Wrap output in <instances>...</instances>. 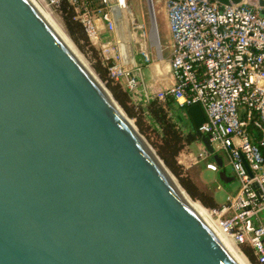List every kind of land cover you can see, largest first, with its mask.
<instances>
[{
    "label": "water",
    "instance_id": "water-1",
    "mask_svg": "<svg viewBox=\"0 0 264 264\" xmlns=\"http://www.w3.org/2000/svg\"><path fill=\"white\" fill-rule=\"evenodd\" d=\"M88 65L37 0H0V264H238Z\"/></svg>",
    "mask_w": 264,
    "mask_h": 264
},
{
    "label": "built area",
    "instance_id": "built-area-1",
    "mask_svg": "<svg viewBox=\"0 0 264 264\" xmlns=\"http://www.w3.org/2000/svg\"><path fill=\"white\" fill-rule=\"evenodd\" d=\"M38 1L56 18L63 1L70 5L89 41L98 44L110 78L129 92L134 104L157 99L167 107V101L173 100L180 111L201 106L205 121L199 130L209 137L214 153L199 137L195 152L185 145L178 162L204 163L216 172L220 166L214 154L224 151L225 157L218 156L224 166L226 161L231 166L238 188L226 203L209 211L252 264H264V7L260 0H166L171 35L167 57L153 10L150 26L143 17L129 37L128 28L136 19L127 0ZM160 62L166 63L162 71ZM144 67L154 72L153 82L160 84L156 90L150 88ZM168 109L186 130L179 112ZM251 128L261 133L258 143L251 140Z\"/></svg>",
    "mask_w": 264,
    "mask_h": 264
},
{
    "label": "trees",
    "instance_id": "trees-1",
    "mask_svg": "<svg viewBox=\"0 0 264 264\" xmlns=\"http://www.w3.org/2000/svg\"><path fill=\"white\" fill-rule=\"evenodd\" d=\"M227 2L229 0H220ZM60 21L64 24L65 30L69 36L81 47L82 50L89 52L90 57L93 59L94 64L98 73L103 77L107 78L110 82L111 90L124 107L130 117H136V124L138 125L141 132L145 133L147 129H152L157 134L159 142L154 144L156 151L159 156L178 177L181 185L186 191L196 200L202 201V203L208 207L216 208L218 204L211 201L207 196L200 191L197 185L186 175L182 174V165L178 163V154L185 145H189L199 140V136L196 133L195 127L189 118V124H186V130H183L178 126V122L172 118L169 113L171 108L175 111L178 107L173 100L167 101L168 107L157 99L151 100L147 104L136 105L132 102L130 94L127 90L123 89L121 84L117 81H113L108 75L107 68L103 65L99 49L90 43L87 34L84 30L83 25L76 19H74L73 10L70 5L63 1L60 7ZM113 81L114 83L112 84ZM147 111V115L151 119V124L147 125L143 119V111ZM261 138V133L255 128H251V140L254 143H258ZM151 149V148H149ZM153 153V150H151ZM250 259L254 262L255 259L251 252L248 253Z\"/></svg>",
    "mask_w": 264,
    "mask_h": 264
},
{
    "label": "rangeland",
    "instance_id": "rangeland-1",
    "mask_svg": "<svg viewBox=\"0 0 264 264\" xmlns=\"http://www.w3.org/2000/svg\"><path fill=\"white\" fill-rule=\"evenodd\" d=\"M127 3L131 7V9L134 13V18L136 19L135 24H133L131 27L128 28L129 37H132L131 31H132L133 27L136 26V24H139L140 22H142L143 17H145V19H146L147 26H150V24H151L150 18H149L150 13L152 10L155 11L156 21H157V24L159 26V39L162 43L165 57H167L169 55V50H170V45H171V35H170V31H169L168 19H167V14H166V9H165L166 0H154V2H152V3L151 2L149 3L148 0H127ZM57 17H58L57 19L60 21V17L59 16H57ZM60 22L64 27V24L62 23V21H60ZM64 28H66V27H64ZM136 30L137 29H135V31ZM74 43H75L76 47L80 50V52L83 54V56L90 63L91 67H93V69H96L94 64L92 63L93 59L90 57L89 52L82 50L81 47L79 45H77V43L75 41H74ZM91 44H93V43H91ZM93 45L96 47H99L98 44H93ZM134 49L137 51V47H135V45H134ZM158 64H159V70L162 71V69L165 67L166 63L160 62ZM143 72H144L145 78H146V80H147V82H148V84L152 90H156L158 87H160V84L157 86L156 83L153 82L155 74L149 67H144ZM163 72H164V70H163ZM163 75H164L163 78L165 79L164 84H167L168 75L165 73ZM102 79L107 84V86L110 87V85H109L110 82L107 81V78L105 79L102 77ZM113 81H111L112 84L114 83ZM122 88H123V86H122ZM110 89H111V87H110ZM176 112H179V117H180L181 122L183 123L184 126H186V124H189V117L186 114L187 108H185L182 111H180L179 109H176ZM146 113H147V111L145 110V111H143L142 115H143V119L145 120L147 125H149V123L151 124V119ZM131 118H132V120H134L136 122V117H131ZM141 133L144 136V138L147 140V142L153 148H155L154 144L156 142H159V138L157 137V134L154 131H152V129H147V131L145 133H143V132H141ZM196 148H197L196 142L192 143L191 144V150H194V152H195ZM217 155L225 157V153L222 150L217 151ZM180 159H185V157L180 156ZM182 168H183L182 174L189 177L197 185V187L200 189V191L202 193H204L209 200L216 202L218 204V206L226 203L229 196H232L235 193L236 189L238 188V182L236 180L231 182L227 187H223V183L219 179L218 171L215 172V171H212V170L206 168L204 163H200V164H196V165H192V166H182ZM225 168L227 169V171L230 174L232 173L231 166L228 164L227 161L225 162ZM194 201H198L202 205H204L202 203V201H200V200L194 199ZM204 206L208 209H212V207H208L206 205H204Z\"/></svg>",
    "mask_w": 264,
    "mask_h": 264
},
{
    "label": "bare ground",
    "instance_id": "bare-ground-1",
    "mask_svg": "<svg viewBox=\"0 0 264 264\" xmlns=\"http://www.w3.org/2000/svg\"><path fill=\"white\" fill-rule=\"evenodd\" d=\"M38 1V0H37ZM39 5L43 9L44 13L50 20L51 24L54 28L58 31V34L61 38L73 49V51L80 57V59L85 63V65L90 69L88 62L82 55V53L77 49L74 43L70 40L69 34L61 24V22L54 16L52 13L48 11L46 7H44L39 1ZM93 68V67H92ZM149 149V148H148ZM151 152V149H149ZM152 153V152H151ZM153 154V153H152ZM171 177V176H170ZM173 177V176H172ZM174 179V180H173ZM172 180L174 181L177 188L181 191L183 197L187 200L191 208L209 225V227L214 231V233L218 236L222 244L225 246L227 251L230 255L238 262V264H252L248 257L244 255L238 247L234 244L232 239L222 232L220 229L218 222L212 217L208 208L202 205L198 201H194V199L188 194L185 190H183L179 185L177 180L173 177Z\"/></svg>",
    "mask_w": 264,
    "mask_h": 264
},
{
    "label": "crops",
    "instance_id": "crops-1",
    "mask_svg": "<svg viewBox=\"0 0 264 264\" xmlns=\"http://www.w3.org/2000/svg\"><path fill=\"white\" fill-rule=\"evenodd\" d=\"M224 187V186H223Z\"/></svg>",
    "mask_w": 264,
    "mask_h": 264
}]
</instances>
